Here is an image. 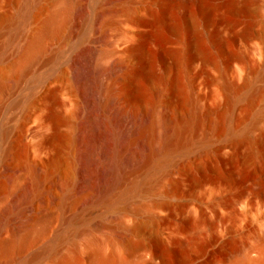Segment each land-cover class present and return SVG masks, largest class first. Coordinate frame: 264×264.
<instances>
[{
  "label": "bare ground",
  "instance_id": "bare-ground-1",
  "mask_svg": "<svg viewBox=\"0 0 264 264\" xmlns=\"http://www.w3.org/2000/svg\"><path fill=\"white\" fill-rule=\"evenodd\" d=\"M110 3L131 12L128 0H57L42 18V0H26L18 13L16 23L30 20L35 26L6 62L8 75L0 77V116L20 107L16 133L28 128L33 145L25 150L12 140L5 147L8 129L0 124V264H264V190L253 187L250 194L227 199L228 175L214 167L216 179L202 177L208 165H192L195 151H210L224 119L218 121L216 108L206 110L204 139L195 141L201 120L196 97L174 82L164 89L174 87L186 110L160 100L164 90L158 86L155 102L135 111L144 104L135 80H154V73L134 66L143 55L138 20L112 50L96 46L116 11L107 9ZM172 29L179 32L177 25ZM195 51L205 55L199 46ZM111 55L117 57L104 64ZM173 56L178 69L187 68L180 52ZM65 75L71 95L70 104H63L66 114L59 110L55 84ZM258 77L264 80V65ZM244 82L227 84L231 93L223 105L229 114L223 117L232 140H246L264 118L262 111L250 127H234L232 106L257 93L254 82ZM24 89L22 98L4 102L6 92ZM69 126L65 134L62 128ZM175 174L189 183L191 201H185ZM198 195L211 198L206 208ZM250 196L261 201L248 242L238 211L249 209Z\"/></svg>",
  "mask_w": 264,
  "mask_h": 264
},
{
  "label": "rangeland",
  "instance_id": "rangeland-1",
  "mask_svg": "<svg viewBox=\"0 0 264 264\" xmlns=\"http://www.w3.org/2000/svg\"><path fill=\"white\" fill-rule=\"evenodd\" d=\"M128 1L131 12L111 3L107 7L116 11L108 15L111 26L96 46L101 52L109 47L112 50L115 45L123 43L126 37L130 36V30L136 25L135 21H139L141 32L138 33L137 42L142 44L143 55L142 60L136 61L134 66L137 63L135 67L140 64L150 67L154 73V80L141 75L135 80V85L138 86L144 100L143 106H137L135 111L140 112L144 107L148 109L155 102V89L158 86L164 90L160 100L166 98L169 102L179 105L180 111H184L187 106L182 105L174 87L168 90L164 88L166 82L187 86L194 98L196 97V108L201 115V120L199 119L196 130L193 131L195 141L202 142L204 139L206 121L203 113L206 110L216 108L218 121L224 119L221 121L223 124L214 132L210 151L200 155L195 151L192 155V165L198 166L201 163L208 165L207 170L201 174L202 177L208 175L216 179L218 175L211 170L215 169L214 167L218 168V173L228 175L232 181L225 192L227 199H236L242 192L250 194L254 192L253 187L264 190V118L250 128L246 140L240 141L232 140L228 136L226 119L223 117L229 114L227 106L223 105L231 93L227 84L239 87L245 80L254 82L258 94H254L251 101H241L232 106L230 118L234 127L238 130L250 127L254 117L264 111V80L258 77L264 65V0ZM25 2L26 0H0V54L5 61L4 64H0V77L8 75L6 62L12 60L17 43L35 26L30 20L16 23L18 13ZM56 2L57 0H42V18L50 12ZM83 10L78 13L83 15ZM175 25L179 27L178 33L172 29ZM11 38L12 43L3 52L4 46ZM197 45L205 53L204 56L196 54ZM179 52L185 57L184 62L187 64V68L183 70L176 67L173 56V53ZM113 56L106 59L104 64H109L115 56L117 57ZM61 63L62 61L56 62L52 68L57 70L62 66ZM69 81L65 75L55 83L60 89L59 110L64 114L67 113V109L64 111L63 104H70L71 100ZM27 93L25 89L17 93L6 92L3 99L9 104L10 101L18 100ZM42 102L43 99L39 98L36 105L40 106ZM220 105L221 108L218 107ZM19 109L20 107H15L9 111L8 117L3 114V110L2 114L6 118L4 119L2 114L0 116V124L8 129L5 147L10 141L18 140L21 148L29 150L33 141L30 134L25 132L28 128L24 132L16 133L20 118ZM219 115L223 118H219ZM62 130L69 134L72 128L63 127ZM32 154L31 151L30 156L34 158ZM65 154H69V149L65 150ZM175 175L182 191L187 193L185 201H191L193 195L189 192V183L181 174ZM194 198H202L203 208H206L211 199L200 195ZM260 199L250 196L248 201L253 202L249 209L240 208L238 211L240 226L244 227L242 233L244 234V230L246 233L241 236L248 242L254 238L255 230L252 228L256 227L260 218L258 206Z\"/></svg>",
  "mask_w": 264,
  "mask_h": 264
}]
</instances>
